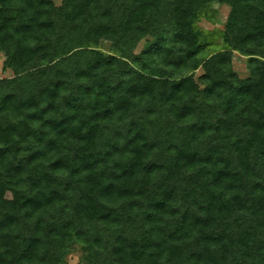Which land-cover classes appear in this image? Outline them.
<instances>
[{"label":"trees","instance_id":"obj_1","mask_svg":"<svg viewBox=\"0 0 264 264\" xmlns=\"http://www.w3.org/2000/svg\"><path fill=\"white\" fill-rule=\"evenodd\" d=\"M0 54V264H264V0H0Z\"/></svg>","mask_w":264,"mask_h":264},{"label":"rangeland","instance_id":"obj_2","mask_svg":"<svg viewBox=\"0 0 264 264\" xmlns=\"http://www.w3.org/2000/svg\"><path fill=\"white\" fill-rule=\"evenodd\" d=\"M55 4H59L60 0H54ZM229 6L225 4L213 3L206 11V15L198 22L199 28L202 30H209L213 28H222L228 14ZM106 48L105 45H103ZM143 48V44L140 43L136 48V52H139ZM3 55L0 54V77L10 76L11 71L6 70L5 72L1 70L3 65ZM233 67L234 70L242 77L247 76V67L245 57L234 53L233 57ZM201 70L196 72L198 75ZM83 252L79 245H75L72 251L67 256V262L69 264H85L82 259Z\"/></svg>","mask_w":264,"mask_h":264}]
</instances>
